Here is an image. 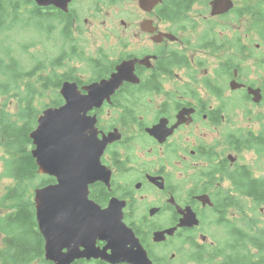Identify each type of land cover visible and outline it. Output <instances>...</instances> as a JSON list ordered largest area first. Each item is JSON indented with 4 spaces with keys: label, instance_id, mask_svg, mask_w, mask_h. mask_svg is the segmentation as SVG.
Listing matches in <instances>:
<instances>
[{
    "label": "flooded vegetation",
    "instance_id": "obj_1",
    "mask_svg": "<svg viewBox=\"0 0 264 264\" xmlns=\"http://www.w3.org/2000/svg\"><path fill=\"white\" fill-rule=\"evenodd\" d=\"M73 1L71 0L69 3V12L64 13L72 18L71 6ZM131 1L136 3L142 13L148 16L153 15L159 21L155 23L152 18H143L138 23L141 35L147 38L144 42L150 48L132 53V55H123L106 69H102L103 65L101 66L98 60H93V67L97 71L94 79L82 81L75 77L72 78L74 80H64L63 82H75L81 89L84 85L108 79L115 72L116 66L125 60H144L143 64H135L134 74L138 79V83L124 82L111 97L110 104L104 103L100 109L88 113L90 116L96 115L97 117L96 127L99 131V139L102 138V134L106 135L114 129H117L121 135V139L107 145L100 156L101 165L110 174L107 183L98 180L90 184L88 187V200L93 202L101 211L106 210L113 201L111 215L121 216L122 222L138 239L151 264H173L187 246L194 249L198 247L200 250H204V248L213 249L212 243H206L207 233L214 225L218 226L219 219L223 218L225 220V216L231 211V190L222 189L221 185L225 181L231 184V165L237 161L238 151H234L236 156L234 155L232 158L231 138H228L227 143H223V146L222 143L215 146L204 142L202 137H196L192 141V147V145L188 146L189 139L187 137L183 139L178 135L186 128L193 127L202 120L215 127L223 122L220 110L210 109L209 102L203 99L201 101L197 98L198 94L193 91L201 88L210 92L212 97L217 99L218 96L213 92L214 88L218 87V68L214 69L212 76L207 75L205 71L204 74L206 75H201L198 78L197 75L202 62L196 61L194 57L188 58L182 55L181 50L185 47L182 41H179L175 31L161 27L163 23L170 22L160 20L155 16L156 8L163 1L150 13L142 11L137 1ZM185 20L189 22L187 18H184L180 23H186ZM145 22H151L149 27L152 30L151 33L142 30V25ZM176 24L179 25V23ZM202 41L201 44H198L197 41L200 48ZM202 49L214 53L211 49ZM234 70L231 76L230 68V81L234 77ZM204 80H210L208 87H205ZM236 80L244 85V88L236 90V92L246 93L248 101L252 102V98L247 94L246 89L259 90L262 97L260 104L264 101V80L258 86L254 83L242 82L239 79L238 70ZM130 92L134 97L131 104L137 106L132 111L139 114L136 117L142 116L146 104H153L160 108L149 125H144L139 120L140 118L135 119V117L133 122L129 123L130 125L128 124L137 129L139 139L146 141L147 144L152 146L151 148L134 146L131 149L124 150L123 143L126 138L122 133V117L127 118V115L123 114L125 109L115 99L118 93ZM61 100L62 105L63 99L61 98ZM121 102L130 103L126 98ZM126 106L131 109L128 105H124L125 108ZM114 110L122 113L116 115L118 123L104 125V117L110 115ZM177 116L181 117L182 122L164 142L160 143L145 132L146 128L155 126L160 120L165 122L167 128H171L177 123ZM11 180L14 183L15 180ZM21 181L26 182L25 179ZM45 182H47L46 185L33 189V197L30 198L33 205L35 224L34 190L55 184L56 179H48ZM11 190L12 188L6 194L10 195ZM17 209L18 205L14 204L13 210L6 215L17 211ZM187 214H194L198 225L178 226ZM8 219L9 222H12L10 217ZM228 227H230V224H228ZM172 228L176 229L172 234H165L163 240L159 242L153 240L154 233ZM36 230L41 236L44 248V239L37 224ZM95 245L103 248L106 243L97 240ZM131 250L135 251L137 249L132 247ZM72 264L108 263L94 259H79Z\"/></svg>",
    "mask_w": 264,
    "mask_h": 264
},
{
    "label": "rangeland",
    "instance_id": "obj_2",
    "mask_svg": "<svg viewBox=\"0 0 264 264\" xmlns=\"http://www.w3.org/2000/svg\"><path fill=\"white\" fill-rule=\"evenodd\" d=\"M232 1L235 5L234 9L243 7L245 3L244 0ZM249 5L259 7L264 12V0H253L249 2ZM206 6L203 2L196 3L191 11L187 13L189 22L185 20L186 23L179 24L184 26H179L176 23H163L161 27L175 31L179 41L181 40L185 47V49L181 50L182 55L188 58L194 57L196 61L202 62L201 69L197 75L198 78L201 75H206L204 74L205 71L207 75L212 76L214 69L216 67L219 68L221 62L231 59V38H234L235 35L240 36L243 45L253 54L251 55L247 51L242 56L236 55L232 58L240 67L239 79L242 82L254 83L256 86L260 85L262 80H264V41L260 38L254 22L247 16L236 19L231 14L227 20H221L220 18L211 19L209 17L208 4ZM71 10L74 24L67 38L63 37L61 33L62 25L57 21H44L42 23L44 27L41 31H31L26 34L19 33L15 37L14 49L26 69L33 68L39 63L41 70H38L36 74L43 78L53 76L55 79L76 77L82 81L92 80L97 74L92 64L93 60H98L101 66L103 65L102 69H106L123 55H132V53L149 49L150 46H147L144 42L147 38L141 35L138 23L143 18H152L155 23L159 22L153 15L148 16L142 13L136 3L131 0H117L115 2L110 0H74ZM210 28H213L218 34L220 33L221 37L225 36L230 39V51L228 54L223 51L214 53L209 50L204 51L197 45ZM201 41L198 44H201ZM58 56L64 57L65 60L61 61L62 64L59 66L50 67L51 62ZM229 81V76L227 75H223L222 79L218 78V90L220 89L222 92H220L221 95L217 99L213 98L210 92L201 88H197V90L191 89L198 94L197 98L201 101L203 99L209 102L210 109L220 110L223 122L219 123L218 127H215L202 120L195 126L186 128L185 131L178 135L183 137V139L184 137L189 139L188 146L192 145V141L196 137H202L203 141L210 145L216 146V144L222 143L223 146V143H227V139L231 138V135H237L240 131L247 129L264 131V101L261 104H253L250 101L245 102L242 91L230 92L228 88ZM32 82L34 83V81ZM57 94L59 95L58 90L55 92H42L39 89V85H37V94L32 102L35 113L39 115L44 109L48 108L53 101L57 100ZM4 101V98L0 99V106ZM121 104L125 109L123 114L131 113L135 119L140 118L139 120L144 125H149L154 120L158 110H160L159 106L146 104L142 116L138 118L136 116L139 114L132 111L137 106L125 102H121ZM124 105H128L131 109H128L127 106L125 108ZM8 112L10 116L19 112L15 99L9 101ZM119 114L122 113L117 110L112 111L110 115L104 117L106 120L104 119L103 124H117L116 115ZM125 123L126 119L123 116L122 133L126 138L123 143L124 150L131 149L134 146L152 147L146 141L139 139L137 129L129 126L131 122ZM1 143L0 138V221L4 223L5 216L13 210L14 203L4 202L2 199L4 193H7L14 183L7 176L5 163L11 155ZM234 151L236 150L231 147L232 158L235 155ZM237 153L238 159L231 165V170L238 167H246L254 178L264 180V156L256 155L255 151L247 150L238 151ZM39 180L40 178L34 179L31 184L27 183V199L28 197L32 199V186L34 184L36 186ZM221 188L231 190V195L238 197L228 181H225ZM238 199L240 198L238 197ZM239 206L240 208H235L225 216L226 222L230 220L228 223L231 224V220L240 221L244 217L247 219L254 217L264 221V205H255L250 199L242 198ZM217 225H214L207 233L206 243H212V247H222L227 241L228 229L231 228V225L230 227L226 226V224L217 223ZM3 238L4 236L0 234V264H9L7 256H5ZM204 250L208 254L212 249L204 248ZM195 253L194 248L187 246L180 253L182 255L173 264H196L189 259ZM34 264L41 263L37 261Z\"/></svg>",
    "mask_w": 264,
    "mask_h": 264
},
{
    "label": "trees",
    "instance_id": "obj_3",
    "mask_svg": "<svg viewBox=\"0 0 264 264\" xmlns=\"http://www.w3.org/2000/svg\"><path fill=\"white\" fill-rule=\"evenodd\" d=\"M209 1L163 0V3L156 8L155 16L163 21L182 24L180 22L187 18V13L196 3L203 2L206 6ZM244 1L243 7H236L220 19L227 20L230 14L236 19L247 16L254 22L260 38L264 41V12L259 7L249 5L253 0ZM44 21L59 22L62 25L61 33L65 38L70 35L74 24V19L70 15H65L51 7L40 8L31 0H0V99H5L0 106V138L2 146L11 155L5 162L7 176L15 180L10 195L5 193L2 200L18 205L17 211L5 216L4 223L0 221V234L4 236L2 243L9 264H34L37 261L41 264H51L43 259V242L36 230L31 197L26 198L28 182L31 184L34 179L40 178L37 185L32 186L34 189L46 185L45 181L52 179L37 174L35 161L30 154L32 146L29 134L34 129L38 116L32 107V102L37 94V85L42 92H55L59 90L64 80L72 78L55 79L53 76L43 78L37 75V71L41 70L39 63L33 68L26 69L14 49V39L19 33L41 31ZM231 39V60L227 59L219 64L218 76L221 79L223 75L229 76L230 68L231 76L233 69L240 71L238 63L232 58L236 55L242 56L248 51L241 42L240 36L235 35ZM202 40L201 48L211 49L212 52L223 51L225 54L230 51V39L221 37L213 28L203 35ZM63 60L64 57L58 56L51 62L50 67L61 65ZM203 83L208 87L210 80H204ZM220 92L222 90H218L217 87L214 88L213 94L219 97ZM124 98L131 103L134 97L131 92L118 93L115 101L121 103ZM12 99L17 101L19 112L10 116L8 107ZM243 100L248 101L246 93ZM61 103V97L58 95L57 100L49 107H58ZM125 119L127 124L133 122L134 116L128 113ZM231 147L236 151H255L256 154L264 156V131L247 129L237 135H231ZM24 179L26 182L21 181ZM231 187L240 199H250L255 205H264V180L254 178L246 167L231 170ZM238 197L231 195V211L240 208ZM9 217L12 222H9ZM221 220L219 219V224L228 226L226 220L223 218ZM230 225L227 241L222 247H214L208 254L205 250L196 247L194 249L196 253L189 258L190 261L196 264H264V221L254 217L249 219L244 217L240 221L231 220Z\"/></svg>",
    "mask_w": 264,
    "mask_h": 264
},
{
    "label": "water",
    "instance_id": "obj_4",
    "mask_svg": "<svg viewBox=\"0 0 264 264\" xmlns=\"http://www.w3.org/2000/svg\"><path fill=\"white\" fill-rule=\"evenodd\" d=\"M40 8H55L69 12L71 0H31ZM147 13L163 0H133ZM209 16L220 17L234 9L232 0H211ZM151 22H145L142 30L151 33ZM168 36V35H164ZM144 60L130 59L116 66L108 79L84 85L81 89L75 82L65 81L59 88L63 104L44 109L36 119V126L30 132L31 157L35 161L37 174L56 179L55 184L34 190V209L37 227L44 239V260L51 264H72L75 260H101L108 264H151L132 231L122 222L120 215L113 216V201L106 210H99L88 200L90 184L100 180L107 183L109 172L100 163V156L107 145L119 141L117 129L98 138L96 115L88 113L110 104L111 97L124 82L138 83L134 74L135 64ZM229 82L231 91L244 88L236 80L237 70ZM253 104H259L262 97L259 90L246 89ZM84 92V93H83ZM167 128L160 120L145 132L160 143L170 136L181 124ZM194 214H187L178 226H196ZM176 228L154 233L153 240L159 242L165 234H172ZM106 245L99 248L96 241ZM128 246L135 247L132 251Z\"/></svg>",
    "mask_w": 264,
    "mask_h": 264
}]
</instances>
